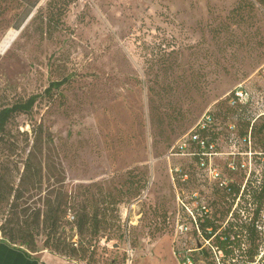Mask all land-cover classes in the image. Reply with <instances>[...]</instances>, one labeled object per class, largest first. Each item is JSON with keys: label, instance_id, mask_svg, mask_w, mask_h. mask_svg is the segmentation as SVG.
Wrapping results in <instances>:
<instances>
[{"label": "rangeland", "instance_id": "rangeland-1", "mask_svg": "<svg viewBox=\"0 0 264 264\" xmlns=\"http://www.w3.org/2000/svg\"><path fill=\"white\" fill-rule=\"evenodd\" d=\"M238 84L264 91V0H0V109L37 95L0 137L1 170L23 194L17 208L2 202L0 227L40 209L35 247L15 242L30 252L69 264H123L128 253L132 264H179L172 248L187 237L174 236V212L162 222L176 205L166 152ZM34 127L40 172L21 181ZM58 196L96 213L89 248L73 208L55 230L45 220Z\"/></svg>", "mask_w": 264, "mask_h": 264}, {"label": "trees", "instance_id": "trees-1", "mask_svg": "<svg viewBox=\"0 0 264 264\" xmlns=\"http://www.w3.org/2000/svg\"><path fill=\"white\" fill-rule=\"evenodd\" d=\"M29 12L30 9L27 10L24 17L27 16ZM20 24L21 20L16 24V28H18ZM53 84L54 83H50V85L45 88V92L49 93ZM259 88L260 89L252 90L253 100L249 104L231 105L226 98L219 99L214 103L210 110L214 125H212V130L209 134L211 140L215 141L218 146L225 137H230L238 146L239 151H246L248 146L247 143L242 140V137L249 133V128L251 127L250 136L253 149H257L264 153V113H260L259 111L264 109V91L263 89L261 90L263 87ZM36 98L37 95L33 94L25 101L16 102L0 109V137L12 113L29 111ZM229 122L235 124L234 129L230 131L225 130L226 124ZM32 130L34 132L32 151L30 150L27 153L23 162L24 168L21 174V181H24L26 178H34L40 172V168L36 167L32 162L36 157L35 151L39 150L37 144H39L40 138L36 134V128L34 127ZM202 133H205V131H202ZM262 156L263 160H260L258 154H253V169L245 180L243 190L235 208H232V203L227 200V197L232 196L234 198L238 194L246 175V167L241 165L242 157L240 155L235 156L236 168H229L227 166V161L222 164L221 171L227 178L231 179L228 185L229 188L226 190L225 187L220 186L217 182L209 183V201H207L209 211L206 213L201 212L197 216L200 230L205 236L212 237V245L222 249L228 258H237L238 261H244L245 264H256L248 263L247 261L258 254L260 244L264 245V240L260 235L258 227L259 212L264 205V154H262ZM171 159L174 160L172 165L179 164L182 172L185 170H196L193 163L197 160V157H193L192 161L178 157H172ZM35 163L39 164V162ZM38 166L41 167L40 164ZM133 176V183L140 180L135 174ZM192 178L193 177L184 183L179 181L178 185L180 188L182 185L185 186L189 192L192 190H202L201 185L202 182L205 181L195 182L191 181ZM22 195L21 187L11 185L0 167V205L4 201L8 202L9 198L13 197L9 203L12 207L17 208L18 205L16 203L13 204V201H17ZM106 195L108 198L106 200L107 203L109 205L115 204L116 200L113 199L114 195L110 192H107ZM198 200L200 201V198ZM69 208H73V223L78 232L82 234L85 231H90L91 238L82 246V248H89L95 242L94 237H99L98 233L101 230V222L97 219L96 213L89 216L88 213L84 211L83 207L75 205L71 197L69 199V197L67 198L66 196H58L52 202H49L44 212L45 220L49 221L50 227L55 230L60 219L66 214ZM27 210L28 207L25 206L23 215L27 214ZM175 210L171 213L164 214L162 222L165 225L170 224L171 214H173ZM196 213H198V211H196ZM16 214L18 215V213ZM27 215L29 216V214ZM40 215L41 211L37 209L30 215L32 218L30 223H27V219L20 222L18 218L17 227L5 228L2 226L0 227L1 233L11 243L15 244L16 241H19L20 245L35 247V239L34 236L31 235V232L36 224L39 225ZM55 249L59 252H68L70 247H67L64 241L58 240ZM202 252L207 254L206 249Z\"/></svg>", "mask_w": 264, "mask_h": 264}, {"label": "built area", "instance_id": "built-area-1", "mask_svg": "<svg viewBox=\"0 0 264 264\" xmlns=\"http://www.w3.org/2000/svg\"><path fill=\"white\" fill-rule=\"evenodd\" d=\"M227 99L231 105H246L253 100L252 92L241 84L236 85L233 89L225 93L222 97L216 99L209 105L185 133H183L176 141L170 146L166 152L167 158L178 157L189 159L192 161L193 157H197L194 161L195 171L183 170L179 164L171 165L169 167L170 177L173 185V192L176 198L175 212H174V236L178 237L185 235L187 243L180 250L177 246L173 245L172 254L178 260L179 264H245L244 261H238L237 258H228L222 249L212 245V237L205 236L199 228V219L197 216L202 212L209 211V183L217 182L220 186L225 187L227 190L230 184L227 178L221 171V165L227 161L229 168H236L235 156L242 157L241 165L246 167V175L240 187L238 194L233 198L228 196L227 200L232 203V208L237 206L240 194L243 190L245 180L249 176L250 171L253 169L252 156L258 154L260 160H263L261 151L253 149L250 129L247 135L242 137V140L247 143L246 151H239L238 146L230 137L225 139L218 146L217 143L210 138V131L214 125L210 110L215 102L219 99ZM264 113L263 110H259ZM235 124L229 122L226 124L225 130L234 129ZM205 131V133H202ZM229 158V160H228ZM195 182H202V190H192L189 192L185 186L178 185L186 182L188 179ZM200 198V201L198 200ZM196 208V210H195ZM198 211V213H196ZM258 227L260 235L264 240V205L259 212ZM176 242V240H173ZM207 250V254L202 252ZM248 263H264V245L260 244L259 252ZM123 264H132L129 253L125 258Z\"/></svg>", "mask_w": 264, "mask_h": 264}, {"label": "crops", "instance_id": "crops-1", "mask_svg": "<svg viewBox=\"0 0 264 264\" xmlns=\"http://www.w3.org/2000/svg\"><path fill=\"white\" fill-rule=\"evenodd\" d=\"M0 264H69L51 252H30L0 235Z\"/></svg>", "mask_w": 264, "mask_h": 264}]
</instances>
